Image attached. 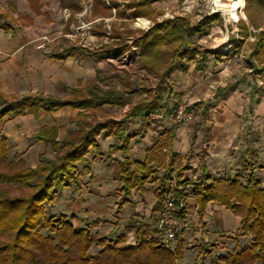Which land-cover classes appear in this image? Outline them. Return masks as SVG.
Here are the masks:
<instances>
[{"label": "trees", "instance_id": "16d2710c", "mask_svg": "<svg viewBox=\"0 0 264 264\" xmlns=\"http://www.w3.org/2000/svg\"><path fill=\"white\" fill-rule=\"evenodd\" d=\"M154 1L130 0L124 4L125 9H132L129 14L132 17L148 16L153 19V25L148 29L128 26L119 29L114 26L111 32L114 38L112 48L103 45L95 50L84 49L96 59H105L111 54L122 56L130 46L127 39H132L131 45L139 50L137 67L147 72V81L152 76L156 78V82L154 86L143 84L132 87L133 83L127 72L118 77V82L123 84L124 93L141 95L130 104V115L147 118L163 106L160 101L164 93L167 98L173 93L170 74L175 69L186 70L191 60H196L197 68L202 69L203 60L198 59L201 51L196 47V41L191 40L193 34L201 32L207 23L225 20L217 12L204 16L195 24L186 16L158 21L156 14L163 12L155 10L152 6ZM98 2L102 3L103 0ZM73 6L79 8L77 3ZM114 7H119V3L114 2ZM96 9L97 13L106 15L110 6L102 3L100 7L96 5ZM240 23L242 37H228L224 43L214 49H205L203 53L213 54L217 60L237 54L249 34L248 26L242 20ZM254 43L258 48L252 51V55L263 61L264 29L256 32ZM57 56L61 57L63 54ZM177 60L182 62L180 67ZM257 72L263 73L264 65ZM229 88L230 85L220 92ZM107 104H125L118 83L104 89L94 81L86 88L74 89L67 97L39 92L9 94L0 89V121L8 115H37L41 110L50 112L65 106L81 110L80 119L64 137L58 138L57 128L48 126L42 127L35 134L36 140L49 141L55 152L54 157L49 159L41 155L36 166L14 167L20 161L7 160V139L0 134V163L9 168L0 170V264H179L180 256L184 255L183 240L178 239L177 245L172 249L168 243H161L148 223H140L135 231L136 242L126 244L124 236L115 241L110 237L94 238L88 226H74L65 214L47 217L45 204L53 202L60 189L72 185L80 188L82 185L79 164L87 161L92 149H99L98 137L102 131L106 135L114 134L118 140L117 144L111 145L110 152H122V159L119 161V190L122 196L118 211L127 202L133 189L143 190L148 181L163 168L165 173L161 178L157 177L159 183L155 187L157 211L160 210L162 199L170 192L177 203L189 196L183 186L191 184V193L198 204L201 219L210 202H214L240 217L239 229L244 234L251 235L248 245H236L227 255H220L219 259L224 264H264V187L262 178L255 173L256 164L251 163L248 171L236 173L233 177L205 175L195 181L183 179L189 166L181 164L179 155L170 153L174 140V133L170 128L163 127L159 130L147 148L145 158L136 160L131 154L130 146L134 135L127 131L123 123L109 117H89L91 112L97 113ZM167 109L172 110L169 107ZM86 166L89 168V165ZM174 168L177 184L170 191L165 183ZM13 188L26 189L27 192L13 194ZM44 229L50 231V234H45ZM94 244L100 249L91 253ZM209 252V249L202 248L199 256L209 255Z\"/></svg>", "mask_w": 264, "mask_h": 264}, {"label": "crops", "instance_id": "0c3cea01", "mask_svg": "<svg viewBox=\"0 0 264 264\" xmlns=\"http://www.w3.org/2000/svg\"><path fill=\"white\" fill-rule=\"evenodd\" d=\"M25 1L27 6L21 9L19 8L21 0H0V6L2 7L0 9V89L9 94L39 92L46 95L67 97L72 94L74 89L86 88L94 81L99 83L102 79L99 73L93 71V74L90 75V73H87L86 67L80 65L85 63L83 59L86 58V55L96 59L84 50L91 48L86 46L77 47L78 45L66 46L62 44L61 40L63 36L68 35L71 31V22L75 20L76 12L79 13L83 9L81 2L83 4V2L91 1L93 4L100 0ZM122 1L123 6L125 3L130 2V0ZM48 2L60 3L61 6L63 5V7L72 10L69 19H64L67 22L65 21L61 25L57 23L59 16L66 17L67 15H53L48 10ZM76 3L79 8L74 11L73 5ZM4 4H9V8H6ZM10 4H14V6L10 7ZM242 12L244 14L242 21L248 26L249 34L237 54L228 57L223 56L221 60H217L213 54H209L211 56L207 59L203 58L202 69L197 68L196 61H191L188 63L186 70L177 68L170 74V81L179 85V92L190 87V103L197 108L199 113L186 124H174L171 120H166L162 127L170 128L174 133L170 153L173 152L179 155L181 162L189 166L184 177H195L196 179L205 175L231 177L230 173L236 174L237 169L255 163L257 166L255 173L262 178V186L264 187V72H257L264 65V59L262 61L256 55H252V51L258 48L254 43L256 32L264 29V0H244ZM111 16L102 15L96 13V11L91 15L93 20L106 19ZM139 18L150 19L148 16L134 18L131 15H127L124 19L127 21L128 26L134 28L128 22L131 19L136 21ZM115 23L114 21L111 24L112 27H116ZM242 30L240 23L238 30L229 37H242ZM106 35L108 34L106 33ZM108 36L112 41L101 43L96 49L102 48L103 45H107L106 48L114 46V38L111 36V32ZM221 43H224L223 37L218 40L214 47ZM230 45L232 46V43ZM57 54H63V56L59 57ZM76 57H79V63L74 61ZM66 85L71 86V94L59 95L56 93L59 86L66 87ZM228 85H230L229 89L220 92ZM5 86H13L14 90H6ZM21 88L23 90H20ZM175 92L177 91L175 90ZM163 95L164 97L160 101L161 104L168 102L167 94L164 93ZM170 103L171 101L166 104V108ZM106 106L103 108H106ZM66 111L75 112L76 116L73 120L71 118L66 119V114H62ZM80 111L78 108L65 106L50 112L41 110L37 115L33 113L22 115L31 116L36 123L34 137L42 127L48 126L56 127L57 137L60 138L66 129V126L62 125L71 122L68 125L73 128L75 122L80 119ZM56 113H59L57 120L43 122V117L46 114ZM126 115L127 113L114 117L110 114L106 117L120 120L125 118ZM99 118L102 117L99 116ZM130 118H127L128 124H130ZM133 118L134 125L139 126L138 128H142V130L135 129V131H131L134 135L130 143L131 154L134 159L141 161L145 158L146 150L153 141L154 133L151 129L142 127L143 122L149 120V117L134 116ZM67 132H65V135ZM251 132H253L251 135H254L255 138H251L253 140L249 144L246 139L249 138L250 134L248 133ZM256 134L258 135L256 136ZM36 141L40 144L49 142ZM98 143L99 151L97 152L102 153V155H99L98 159L92 162L99 164V174L94 173V177H114L118 179L121 173L119 161L122 159V152H110L111 145L118 143L116 136L114 134L106 135L105 131H102L98 137ZM186 156H189V159H186ZM88 175L91 177L93 173H88ZM83 189L78 193L82 199H87L86 201H88L87 196H91V198L92 196H99L101 194L98 191L104 190L96 189L98 190L96 191L95 189L85 188L83 191ZM126 206H129V203ZM97 207L90 203L85 205L83 218H86L87 222L89 218L95 219L103 215V212L99 211ZM140 208L137 204V206L131 208L132 212H125L124 207V216L128 219L127 221H125V218L120 221L117 219L116 223L113 224L114 229L124 228L129 235L131 234L132 239H135V229L140 223L138 224V220L132 213L138 212ZM212 211H219L214 214L216 218L217 215H226L228 209L226 210L224 206L220 207L214 202H210L206 214L201 220L203 225L205 223L204 218L209 217ZM222 218L218 217L219 220ZM237 218L239 225L240 218L238 216ZM130 220L132 221L131 227L125 228L126 222ZM140 220L143 222L144 219ZM144 222L146 223L147 220ZM133 224L137 226L134 228ZM207 227L208 232L213 230L210 229V226ZM113 231L111 229L107 233L110 234ZM124 237L126 240L129 239L128 236Z\"/></svg>", "mask_w": 264, "mask_h": 264}, {"label": "rangeland", "instance_id": "374dc122", "mask_svg": "<svg viewBox=\"0 0 264 264\" xmlns=\"http://www.w3.org/2000/svg\"><path fill=\"white\" fill-rule=\"evenodd\" d=\"M114 2L119 3V7H114ZM104 3V5L110 6V11L106 15H112L109 18L106 19H98L93 20L91 17L92 13L94 11H97L96 5L100 7V5ZM97 2L91 3V1L87 2H81V5L83 6V9L81 12L77 13L75 15L76 18L74 21L71 22V31L68 33V35L63 36L61 42L63 45L66 46H86L88 48H91L92 50H95L97 46H99L101 43L110 42L111 38L108 36L110 35V32H112V23L115 21L116 28L123 29L126 28L127 21H125V17L131 13L132 9H125L122 5V0H103V2ZM16 4V3H15ZM96 4V5H95ZM5 5V4H4ZM14 6V4H10L11 6ZM244 0L242 1L241 6L243 7ZM6 8H9V4L5 5ZM16 8L17 4L15 5ZM27 6V2L25 0H21L19 8H24ZM48 10L53 13V15H67L65 16H59V19L57 20L58 24H63L67 19H69V15H71L72 10L70 8H65L63 5L61 6L60 3H52L48 2ZM152 6L157 11H162V14H156L158 21H161L166 18H173L175 16H186L189 18V21L192 24H195L196 21H199L206 15H211L213 13H220L224 17V22L220 21H213L211 23H207L204 25L203 30L201 32L194 33L191 37V40L196 41V47H198L201 51V53L198 55V59L200 61L204 59H207L209 54L203 53L205 49H214L215 45L217 44L218 40L223 37V41H226L229 35H232V33H235L238 30V26L240 24V20L244 19V14L241 11L238 12L239 20L238 22L233 21L229 18H227L226 12L232 15H237L236 11L235 13H231L227 9H223L220 6H217L214 2V0H155L152 2ZM240 7V6H239ZM75 8V7H74ZM0 9L2 7L0 6ZM78 8H75L74 11H77ZM104 9V8H103ZM125 9V11H124ZM73 11V12H74ZM104 11V10H103ZM97 13V12H96ZM102 15H105L102 12H99ZM150 18V17H149ZM66 19V20H64ZM77 20V21H76ZM67 22V21H66ZM153 19H147V18H139L136 21H132V19L128 22L137 29H148L150 26L153 25ZM130 27V26H128ZM55 32V31H54ZM104 33V34H103ZM106 33L108 35H106ZM127 43H129V49L126 50V52L122 56H116L114 54L109 55L105 59L102 60H96L93 58H90L86 55V58L82 61L85 63H81L80 65L85 66L87 69V73H90V75L93 74V71H96L101 75V80L99 81V84L101 87L106 89L108 85L118 83V88L120 89L122 93V98L125 102L124 105H108L106 108H103L99 110L97 113L91 112V115L89 114V117L92 118L94 115L95 117L101 116L102 118H105L106 115H113L114 117L122 116L127 113L125 118H121L120 120H117L120 123H123L124 126H126L128 131L131 133V131H135V129H141L138 128L139 126H135L134 122L132 121L134 116L130 115V108L133 102L137 101L141 95L134 93V94H127L123 91V84L121 82H118V77L123 76L128 73L133 85H149L151 84L154 86V83L156 82V78L149 76L150 80H146V76L148 75L147 72L144 69H139L137 67L136 61L139 56V50L136 46L131 45L132 39H127ZM43 46V45H40ZM84 54V53H81ZM84 56V55H83ZM78 58L76 57L74 61L76 63L78 62ZM216 59V58H215ZM237 59V58H236ZM243 60V59H241ZM196 61V60H191ZM190 61V62H191ZM182 62L180 60H177V65H179ZM20 82V81H19ZM173 93L169 96L168 102L171 101L170 105L168 106L171 111L166 108V104L168 102H163V106L159 109L158 112L153 113L150 115L149 120H146L143 122L142 127L149 128L154 133L153 139L155 136H157V133L159 130H161L164 126V122L166 120H171L174 124H186V123H175L171 118V115L174 113L175 109L177 108L178 104L181 102L188 103V106L195 111V115L199 113L196 107H194L190 103L191 98V91L190 87L185 88L184 91L179 92L178 91V84L171 83ZM6 90H14L13 86H5ZM71 86L66 85V87L59 86L58 89H56V93L59 95H65V94H71L70 90ZM20 90H23L21 88ZM175 90L177 92H175ZM14 94V93H13ZM144 95V93L142 94ZM177 95L179 98L177 99ZM172 96V97H171ZM178 100V101H177ZM176 103V104H175ZM178 103V104H177ZM62 114H66V119L73 120L75 115L74 111H66V113L62 112ZM59 113L56 114H46L43 117V122L46 121H52L57 120ZM130 118V124H128L127 118ZM112 118V117H109ZM66 122V121H65ZM71 123V122H70ZM69 122H66V124H63L62 126H66L65 131L62 133L61 137L65 136V132H67L69 129H71V125ZM188 123V122H187ZM36 123L34 122L33 118L29 115H8L5 117L4 120L0 121V134L4 135L6 137V149H7V160L8 161H20L17 163L14 167H22V166H36L39 163L40 156L45 155L46 158H53L55 155V152L52 148L51 143L46 144H40L36 141L34 137V132L36 128ZM253 132L248 133L250 134L248 140L249 144L252 143L251 138H255L254 135H251ZM258 134H256L257 136ZM152 139V140H153ZM99 149H92L91 152L88 154V159L86 162H81L79 164V170H80V180L82 182V185L80 188L76 185L72 186H66L59 190L55 200L51 203L45 204L46 206V215L47 217L52 215H59V214H65L67 216L68 220H71L74 226L77 227H85L88 226L92 233L94 238H102V237H110L114 241L119 239V237L128 236L129 239H125L126 244H134L136 242V235L135 239L127 233V231L124 228L114 229V225L118 219V221L125 218V221H127L128 218L124 216L125 212H129L131 208L139 205L140 210L138 212H133L132 215L138 220L139 223H145L144 221L147 220L146 223L150 224L153 228V232L157 233V220L160 213V210L157 211L155 208L156 205V196H155V187L159 183L157 180V177H162L165 173V170L159 169L157 175L153 176L148 183L145 185V188L143 190H139L138 188H135L132 190L131 194L127 198V202L124 203L122 209L118 211L119 209V201L121 199L122 193L119 190L120 187V181L119 177L118 179L114 177H94V173L99 174V164L92 163L93 161H96L98 159L99 155H102V153L97 152ZM104 155V154H103ZM184 165V163H181ZM86 165H89V168H87ZM249 165L244 166L243 168L237 169V173L248 171ZM3 169H9L5 166V164L0 163V170ZM176 168L171 171L172 174H170L169 177H167V182L165 183L168 188H170V191L174 189V187L177 184V178H176ZM88 173H93V176H89ZM230 173V172H229ZM96 174V175H97ZM185 175V173H184ZM231 177H233V175ZM183 179H188L190 181L197 180L195 177H183ZM83 191L85 188L89 189H104L102 191H98L99 196H87V199H82L80 197V194L78 193L80 190ZM193 188V185L191 184H185L183 186V189H185V193H189V196H191V199L188 198V196L184 199L187 202L186 205V211L180 213L181 216L185 217L184 220H186V225L183 226L182 230L177 234L176 239L173 241H170L168 245L170 248L174 249V247L177 245V240L182 239L183 240V254L180 256L179 264H224L222 260L219 259L220 255H227L229 252L234 249V247L237 245L239 247H243L245 245H248L251 240V235L244 234L242 230L239 229L237 216L228 209V212H226V215H217L215 218V213L217 214L219 211H212L209 214V217H205V223L203 225L202 219L199 216L198 213V204L196 200H194V195L191 193V190ZM94 190V191H95ZM27 192L26 189L13 188V194H25ZM172 195L170 192L167 196ZM164 198L161 201V207L162 202ZM98 206L97 208L99 211L103 212V215L98 218L90 219L87 222L86 218H83L84 215V209L85 205L88 204ZM129 203V206H126ZM217 204V203H215ZM219 205V204H217ZM220 207L222 205H219ZM125 207V212H123ZM160 207V209H161ZM227 210V208H225ZM134 211V210H133ZM186 213V214H185ZM186 215V216H185ZM131 216V218H133ZM218 217H223L222 219H218ZM240 218V217H239ZM144 219L143 222H141ZM241 220V219H240ZM86 222V223H85ZM121 223H123L121 221ZM128 223V224H127ZM132 221L126 222L125 228L131 227ZM128 225V226H127ZM137 225L133 224V227L135 228ZM210 226V229L212 228L211 232H208V227ZM114 230L112 233L108 234L107 232L109 230ZM136 231V229H135ZM43 232L45 234H50V231L47 229H44ZM125 234V235H124ZM153 235V234H152ZM159 236V235H158ZM160 238V237H159ZM207 239V240H206ZM128 240L130 241L128 242ZM162 241V240H161ZM163 243V242H161ZM164 244H166L164 242ZM209 249V255H202V257L199 256V252L201 249ZM100 247L97 244H94V246L91 248V253H95L98 251Z\"/></svg>", "mask_w": 264, "mask_h": 264}, {"label": "built area", "instance_id": "2783aa9c", "mask_svg": "<svg viewBox=\"0 0 264 264\" xmlns=\"http://www.w3.org/2000/svg\"><path fill=\"white\" fill-rule=\"evenodd\" d=\"M242 10V6L236 8L237 17L231 16L230 13L226 12L227 18L238 22L239 15L238 12ZM195 116L194 109L188 106V103L181 102L178 104L174 113L171 115V119L175 123H187L191 121ZM194 197V196H193ZM191 199V196H188ZM186 199H180V202L177 203L172 195L164 198L162 202V207L158 216L156 223L157 232L160 237L161 242L169 243L174 241L177 237V234L182 230L183 226L186 225L185 217L181 216L180 213L186 211ZM195 200V197H194ZM186 214V213H185ZM186 216V215H185Z\"/></svg>", "mask_w": 264, "mask_h": 264}, {"label": "bare ground", "instance_id": "6f19581e", "mask_svg": "<svg viewBox=\"0 0 264 264\" xmlns=\"http://www.w3.org/2000/svg\"><path fill=\"white\" fill-rule=\"evenodd\" d=\"M243 0H214L217 6H220L223 9H227L231 13H235L237 7L241 6ZM237 17V15H232Z\"/></svg>", "mask_w": 264, "mask_h": 264}]
</instances>
